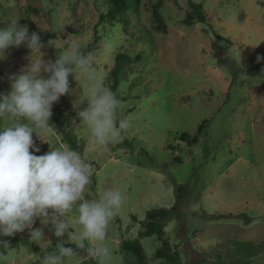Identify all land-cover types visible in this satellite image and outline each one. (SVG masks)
Returning a JSON list of instances; mask_svg holds the SVG:
<instances>
[{"label":"rangeland","instance_id":"1","mask_svg":"<svg viewBox=\"0 0 264 264\" xmlns=\"http://www.w3.org/2000/svg\"><path fill=\"white\" fill-rule=\"evenodd\" d=\"M190 2L204 23L183 24ZM138 13L124 25L107 16L105 0H0V27L19 20L46 45L52 40L53 47L42 49L45 60H55L69 35L78 37L100 83L110 88L117 78L119 114L132 122L122 141L90 143L74 107L86 91L77 72L69 76V94L53 106L49 129L36 130L47 143L33 133L36 155L64 146L78 151L93 166L85 198L121 190L123 204L104 242L109 264H134L122 242L138 239L147 211L173 206L164 238L174 264H264V59H257L264 57V0H141ZM29 55L25 46L8 50L0 93L10 91L8 76L26 67ZM182 135L197 141L188 146ZM179 186L186 195L176 204ZM33 228L43 229L45 241L31 240L27 229L3 237L9 249L0 247V264H40L39 257L67 240L40 219ZM139 241L146 264H172L155 259L154 236ZM67 264L86 262L80 256Z\"/></svg>","mask_w":264,"mask_h":264},{"label":"clouds","instance_id":"2","mask_svg":"<svg viewBox=\"0 0 264 264\" xmlns=\"http://www.w3.org/2000/svg\"><path fill=\"white\" fill-rule=\"evenodd\" d=\"M8 21L0 27V61L9 49L21 46L30 55L26 67L8 76L10 91L0 93V238L27 229L31 240L45 241L43 229L33 228L40 219L44 226L51 225L55 237L67 234L66 241L38 256L40 264H67L80 259L81 251L96 264H109L111 252L104 242L123 204L121 190L107 189L98 198H85L92 183V164L69 146L36 155L41 149L33 133L39 138L37 129H49L53 106L69 94V76L76 77L77 72L86 82V91L74 107L80 123L89 129L90 143L106 147L120 142L132 122L120 116L121 99L100 83L92 53L82 49L78 37L69 35L62 50L55 48V60H45L42 49L53 47L52 40L46 45L38 32L30 33L19 20ZM110 50L106 45L105 53ZM84 102L87 107L81 110ZM66 217H71V224ZM73 224L79 227L73 230ZM0 247L9 249V243L0 239Z\"/></svg>","mask_w":264,"mask_h":264},{"label":"trees","instance_id":"3","mask_svg":"<svg viewBox=\"0 0 264 264\" xmlns=\"http://www.w3.org/2000/svg\"><path fill=\"white\" fill-rule=\"evenodd\" d=\"M107 5V16L111 17H121L122 23L126 25L128 23V14H133L137 16L138 7L141 0H105ZM192 7V13L188 15L187 19L183 20L184 25H192L194 23H204L205 17L201 10L190 2ZM156 13V11H154ZM154 19L156 23H160V18L155 14ZM164 27V26H163ZM123 61V56L119 55L116 57L117 64ZM118 66V65H117ZM118 68L113 70L114 76H118ZM112 91L115 92L117 88V78H113L110 85ZM181 141H185L188 146L194 145L197 141V137L188 138L186 135L180 137ZM186 187L179 186L174 189V194L176 197V204L180 202L186 195ZM177 206H173L170 209L159 208L155 210H150L146 212V220L142 223V231L138 235V239L123 241L121 244L122 252L131 255L135 258L134 264H146V259L144 255L143 247L140 244L139 239L155 237L158 243H160V248L155 253V259L165 260L167 262L175 263L176 254L171 252L169 243L164 238V228L166 224L175 217V211ZM7 241L5 238H0ZM56 245L53 246L55 248ZM71 246V245H69ZM80 256H84V262L86 264H96L95 260H92L86 256V254L81 251ZM177 260V259H176Z\"/></svg>","mask_w":264,"mask_h":264}]
</instances>
